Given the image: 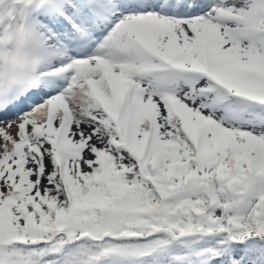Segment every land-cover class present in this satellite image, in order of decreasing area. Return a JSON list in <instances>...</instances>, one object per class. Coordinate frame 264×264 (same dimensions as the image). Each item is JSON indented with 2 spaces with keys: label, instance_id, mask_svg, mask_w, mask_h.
I'll list each match as a JSON object with an SVG mask.
<instances>
[{
  "label": "snow or ice",
  "instance_id": "6c2138e0",
  "mask_svg": "<svg viewBox=\"0 0 264 264\" xmlns=\"http://www.w3.org/2000/svg\"><path fill=\"white\" fill-rule=\"evenodd\" d=\"M0 264H264V0H0Z\"/></svg>",
  "mask_w": 264,
  "mask_h": 264
},
{
  "label": "clouds",
  "instance_id": "9594fccd",
  "mask_svg": "<svg viewBox=\"0 0 264 264\" xmlns=\"http://www.w3.org/2000/svg\"><path fill=\"white\" fill-rule=\"evenodd\" d=\"M12 7V5L8 4L7 2L4 4V8H5V17L7 16V10L10 9Z\"/></svg>",
  "mask_w": 264,
  "mask_h": 264
}]
</instances>
